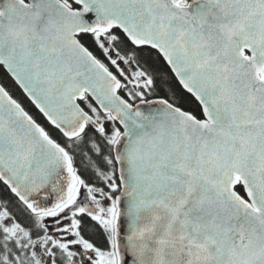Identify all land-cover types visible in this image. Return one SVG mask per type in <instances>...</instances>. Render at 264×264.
<instances>
[{
    "label": "snow or ice",
    "instance_id": "1",
    "mask_svg": "<svg viewBox=\"0 0 264 264\" xmlns=\"http://www.w3.org/2000/svg\"><path fill=\"white\" fill-rule=\"evenodd\" d=\"M0 264H264V0H0Z\"/></svg>",
    "mask_w": 264,
    "mask_h": 264
}]
</instances>
